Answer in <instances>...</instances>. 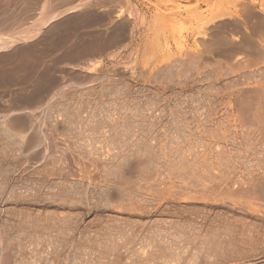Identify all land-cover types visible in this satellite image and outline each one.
<instances>
[{"label":"rangeland","instance_id":"374dc122","mask_svg":"<svg viewBox=\"0 0 264 264\" xmlns=\"http://www.w3.org/2000/svg\"><path fill=\"white\" fill-rule=\"evenodd\" d=\"M69 2L2 51L0 264H264V0Z\"/></svg>","mask_w":264,"mask_h":264},{"label":"bare ground","instance_id":"6f19581e","mask_svg":"<svg viewBox=\"0 0 264 264\" xmlns=\"http://www.w3.org/2000/svg\"><path fill=\"white\" fill-rule=\"evenodd\" d=\"M18 0H15V1H13V0H6V7L4 8L5 10V12H2L1 10H0V12H2V13H4L7 17L6 18H8V20H7V22L6 23H4L5 21H4V19H5V17H4V14H0V15H2L3 17H4V19H3V17H1V19H3V22L2 23H4L6 26H5V28H6V30H7V33L9 32V31H11V29L10 30H8L7 29V26H8V28L9 27H11V28H15L14 30H16V31H19L22 35H17L16 37H12V35L10 36V37H8V38H5V39H0V52L1 51H5V50H7V49H9L10 47H12V45L13 44H15V43H17V42H19V41H22V42H31V40L32 39H34L38 34H39V32L41 31V29L42 28H44L52 19H54V18H56L57 16L59 17V15L60 14H63L64 12H65V10L66 9H64V11H63V9H62V11H59V12H55L56 10H59V8L61 9V8H63V6L62 5H64L65 6V4H67L70 0H45L44 2H42V5H41V7H39L38 9V11H36V9H34V5H35V1L34 0H22L21 2H20V4H19V2H17ZM20 1V0H19ZM38 1V0H37ZM71 1H73V0H71ZM95 1H97V0H95ZM99 1H101V0H99ZM99 1H97V2H95V3H98L99 4ZM103 2H104V0H102ZM122 1V0H121ZM33 2H35V3H33ZM90 2V1H89ZM92 2V1H91ZM90 2V3H91ZM119 2V1H118ZM126 2V1H125ZM71 2H69V4H70ZM90 3H88V4H90ZM93 3H94V0H93ZM92 3V4H93ZM94 3V4H95ZM2 4V3H1ZM69 4H68V6H69ZM87 4V3H86ZM4 5V6H5ZM39 6H40V4H38ZM62 6V7H60V6ZM70 5H72V3L70 4ZM85 4H83V6H84ZM91 5V4H90ZM81 4H79V5H76V6H72V8L71 9H67V10H70V11H72L74 8L77 10V8L78 9H80L81 8ZM88 7H90L89 5H87ZM87 6H85V7H87ZM96 6H97V4H96ZM38 7V6H37ZM66 7V6H65ZM0 8H3V6L1 7L0 6ZM83 8V7H82ZM91 8H92V5H91ZM94 8V7H93ZM90 9V8H89ZM32 10H34V12L36 11V13H37V16H35V18H34V20L32 19V21H28L27 23H25L24 22V20H25V18H23L24 20H22V18H20L21 20L20 21H18V18L19 17H24V16H28L29 14H31V13H33L32 12ZM55 12V13H54ZM89 12V11H88ZM53 13V14H52ZM83 13V12H82ZM30 16V15H29ZM31 16H34V15H31ZM29 17H27V19H28ZM29 20V19H28ZM31 20V19H30ZM1 23V24H2ZM1 24H0V26H1ZM1 28V27H0ZM3 29H4V26H3ZM1 30V29H0ZM5 30V31H6ZM13 30V31H14ZM12 31V32H13ZM15 31V32H16ZM5 34H6V32H4ZM0 34H2V33H0ZM4 34V35H5ZM10 34V33H9ZM14 34H16V33H14ZM7 35V34H6ZM8 36V35H7ZM14 36V35H13ZM6 37V36H5ZM2 38H4V37H2ZM34 40H32V42H33ZM98 50H96V52H97ZM99 52V51H98ZM94 53H92V55H93ZM98 65V63H88L87 65H86V67H84L85 69H89V67L90 66H92V65ZM96 65V67H98ZM93 67H95V66H92V68ZM95 67V68H96ZM83 68V69H84ZM133 69H135V68H133ZM132 69V71H131V74L133 75V74H135L136 72L134 71ZM92 70V69H91ZM94 70V69H93ZM96 70V69H95ZM89 71V70H88ZM138 73V72H137ZM96 79V78H95ZM13 127V126H12ZM15 127V126H14ZM13 127V128H14ZM23 127V126H22ZM12 128V129H13ZM9 131V130H8ZM35 141H37V140H35ZM33 143V142H32ZM34 143H36V142H34ZM39 144V143H38ZM27 145L29 146V144H28V142H27ZM37 145V144H36ZM43 145V144H42ZM45 145V144H44ZM49 145V144H48ZM48 145H47V147H48ZM35 146V145H34ZM46 146V145H45ZM45 149V148H44ZM46 150V149H45ZM47 151H49V149L47 150ZM52 151V150H51ZM50 152V151H49ZM53 152V151H52ZM45 153V152H44ZM43 154V153H42ZM50 154H52V153H50ZM49 154V155H50ZM1 157V156H0Z\"/></svg>","mask_w":264,"mask_h":264},{"label":"crops","instance_id":"0c3cea01","mask_svg":"<svg viewBox=\"0 0 264 264\" xmlns=\"http://www.w3.org/2000/svg\"><path fill=\"white\" fill-rule=\"evenodd\" d=\"M3 31H5V30H3V29H1L0 30V33H2ZM16 31V30H15ZM13 31L12 33H10L9 34V32L7 33V31H5L6 33H7V35H2V34H0V39H5V38H8V37H10L11 35H12V37H16L17 35L19 36V35H22L19 31ZM14 33H16V34H14ZM14 35V36H13ZM6 36V37H5ZM38 36V35H37ZM36 36V37H37ZM2 37H4V38H2ZM35 37V38H36ZM34 38V39H35ZM34 39H32V40H34ZM32 40H31V42H22V41H19V42H17V43H15V44H13L12 45V47L13 46H15L16 44H18V43H20L21 42V44H26V48L28 49V52L30 53L31 51H32V49H33V45H31V43H32ZM11 48V47H10ZM96 50H98L99 51V49L97 48ZM96 50H92L91 52H89V54L90 55H92V53H94L93 55H95L96 53H99L98 51L96 52ZM102 51V50H101ZM6 60H7V57L6 56H4V54L2 53V51L0 52V83H1V85H2V88H4V89H2V91L0 92L1 94L3 93V92H6V91H8V90H10V88L8 87L9 85H10V81L11 80H6V78L5 77H3L4 76V64H6L7 62H6ZM8 81V82H7Z\"/></svg>","mask_w":264,"mask_h":264}]
</instances>
